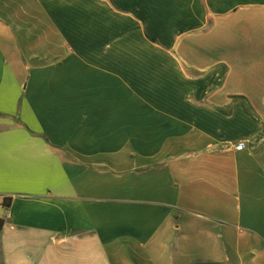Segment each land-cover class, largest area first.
Segmentation results:
<instances>
[{
    "label": "crops",
    "instance_id": "1",
    "mask_svg": "<svg viewBox=\"0 0 264 264\" xmlns=\"http://www.w3.org/2000/svg\"><path fill=\"white\" fill-rule=\"evenodd\" d=\"M1 221L0 264H264V0H0Z\"/></svg>",
    "mask_w": 264,
    "mask_h": 264
},
{
    "label": "rangeland",
    "instance_id": "2",
    "mask_svg": "<svg viewBox=\"0 0 264 264\" xmlns=\"http://www.w3.org/2000/svg\"><path fill=\"white\" fill-rule=\"evenodd\" d=\"M206 61H209V58H207ZM234 83H236L235 80H234ZM251 92H253V93H255V94H260L262 91L257 89V90H253V91H251Z\"/></svg>",
    "mask_w": 264,
    "mask_h": 264
},
{
    "label": "built area",
    "instance_id": "3",
    "mask_svg": "<svg viewBox=\"0 0 264 264\" xmlns=\"http://www.w3.org/2000/svg\"><path fill=\"white\" fill-rule=\"evenodd\" d=\"M243 148H244V144H240L237 149L242 150Z\"/></svg>",
    "mask_w": 264,
    "mask_h": 264
},
{
    "label": "trees",
    "instance_id": "4",
    "mask_svg": "<svg viewBox=\"0 0 264 264\" xmlns=\"http://www.w3.org/2000/svg\"><path fill=\"white\" fill-rule=\"evenodd\" d=\"M2 226V221L0 222V227Z\"/></svg>",
    "mask_w": 264,
    "mask_h": 264
}]
</instances>
